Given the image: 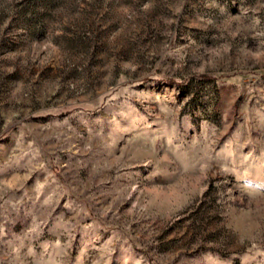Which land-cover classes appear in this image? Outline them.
<instances>
[{
    "label": "rangeland",
    "instance_id": "obj_1",
    "mask_svg": "<svg viewBox=\"0 0 264 264\" xmlns=\"http://www.w3.org/2000/svg\"><path fill=\"white\" fill-rule=\"evenodd\" d=\"M0 264H264V0H0Z\"/></svg>",
    "mask_w": 264,
    "mask_h": 264
},
{
    "label": "trees",
    "instance_id": "obj_2",
    "mask_svg": "<svg viewBox=\"0 0 264 264\" xmlns=\"http://www.w3.org/2000/svg\"><path fill=\"white\" fill-rule=\"evenodd\" d=\"M198 80L199 81H208V80H213V79H211L210 77H206V76H199Z\"/></svg>",
    "mask_w": 264,
    "mask_h": 264
}]
</instances>
